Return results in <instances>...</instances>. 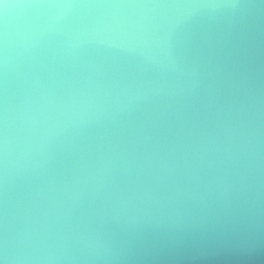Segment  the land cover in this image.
Here are the masks:
<instances>
[{"label":"clouds","instance_id":"9594fccd","mask_svg":"<svg viewBox=\"0 0 264 264\" xmlns=\"http://www.w3.org/2000/svg\"><path fill=\"white\" fill-rule=\"evenodd\" d=\"M264 264V0H0V264Z\"/></svg>","mask_w":264,"mask_h":264},{"label":"water","instance_id":"95a60500","mask_svg":"<svg viewBox=\"0 0 264 264\" xmlns=\"http://www.w3.org/2000/svg\"><path fill=\"white\" fill-rule=\"evenodd\" d=\"M209 264H239V258L230 256H219L210 261Z\"/></svg>","mask_w":264,"mask_h":264}]
</instances>
